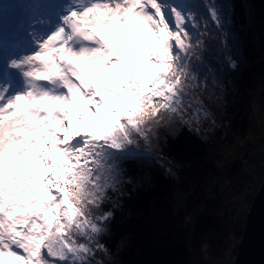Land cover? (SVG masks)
Listing matches in <instances>:
<instances>
[{
	"label": "snow or ice",
	"instance_id": "1",
	"mask_svg": "<svg viewBox=\"0 0 264 264\" xmlns=\"http://www.w3.org/2000/svg\"><path fill=\"white\" fill-rule=\"evenodd\" d=\"M14 2L7 56L0 13V264H92L107 253L103 205L127 182L124 165L147 155L141 143L209 115L186 100L192 58L210 33L225 34L228 10L217 0H205L207 15L193 0ZM130 37L152 40L141 48ZM89 114L100 127L81 133ZM23 163L41 171L4 175Z\"/></svg>",
	"mask_w": 264,
	"mask_h": 264
},
{
	"label": "trees",
	"instance_id": "2",
	"mask_svg": "<svg viewBox=\"0 0 264 264\" xmlns=\"http://www.w3.org/2000/svg\"><path fill=\"white\" fill-rule=\"evenodd\" d=\"M217 2L224 4L231 22L223 36L216 32L205 38L199 60L192 58L197 80L186 100L198 99L200 108L218 123L202 129L176 119L158 130L148 145L152 153L124 165L127 182L109 192L111 200L103 207L113 217L100 237L107 254L116 257L115 264H214L205 262L202 253L207 247L210 261L219 256L212 250L228 231L219 208L222 200L231 199L242 173L251 172L252 197V189L264 179V174L258 181L254 176L257 167L264 169L260 162L264 149L256 153L262 154L256 165L241 161L264 142V0ZM193 3L197 12L207 15L205 0ZM218 163L223 167L220 171ZM223 170L229 175L228 183L219 191V181L211 182V175L219 178ZM191 184L193 191L188 188ZM208 184L214 192L210 199L202 187ZM176 188L192 192L184 209L177 212L172 209ZM191 211L199 219L188 234L183 228L190 219L184 220Z\"/></svg>",
	"mask_w": 264,
	"mask_h": 264
},
{
	"label": "rangeland",
	"instance_id": "3",
	"mask_svg": "<svg viewBox=\"0 0 264 264\" xmlns=\"http://www.w3.org/2000/svg\"><path fill=\"white\" fill-rule=\"evenodd\" d=\"M130 39H132V41H133V43H135V44H137V46H139V47H141V48H143V47H148L149 45H150V43H151V40H152V38L151 37H148V38H146V39H142V38H133V37H130ZM137 70H142L143 68H144V65L143 64H139V66L138 67H135ZM94 72H89V73H87V76H88V78H90V77H93L94 76ZM111 74H119V70H116L115 72H113V73H111ZM126 99H127V97H126ZM114 100H116L117 102L116 103H114V107H118L120 104H121V100H118V99H115L114 98ZM196 99H192L191 101H189L190 103H192V108H200V106H201V103H200V101H199V103H195L194 101H195ZM79 107V106H78ZM201 109H203V108H201ZM190 112H191V110H189V114H190ZM187 118V117H186ZM93 119H95V118H93L90 114H89V117H88V120L89 121H91V120H93ZM214 119H216V118H214ZM212 120V121H211ZM211 121V122H210ZM213 121H215L216 123H218V121H216V120H213V118L210 116V114L205 118V117H203V115L201 116V118H200V122H194V124H196V126L197 127H200V128H202V127H208V126H210V127H208V128H215L216 127V125H215V123L213 122ZM99 122L100 121H97V123H98V127L96 128V129H94V130H91V131H89L88 129H86V128H84L85 127V125H78L77 127H78V130L81 132V133H89V132H94V131H97L98 129H99V127H100V124H99ZM101 123V122H100ZM203 129V128H202ZM262 137H264V134H263V136ZM234 141H236L237 142V139L236 138H234ZM142 144V143H141ZM264 149V142L258 147V148H255V149H253L250 153H249V155H250V157L248 156V157H246V159L245 160H241V159H239V161L241 160V161H243L244 163H246V164H248V165H250L251 167L252 166H254V165H256V163L258 162V159L260 158V156L262 155L261 153H258V154H256L259 150H263ZM139 151L141 152V151H143V152H149V153H152L151 152V150H150V147L149 146H145L144 145V149H139ZM252 154H255V155H253V156H251ZM262 164H264V157H263V159H261V161H260ZM217 167H218V170L220 171V170H222L223 169V167L220 165V163H218L217 164ZM246 167V165L243 167V169ZM253 169V168H252ZM39 171H41V169L40 168H35V167H31V166H26V165H21V166H19L18 168H16V169H14V170H5V172H4V175L5 176H8V175H12V174H20V175H34V174H37ZM222 173V175H221V177H214V175H211V177H213L212 179H211V182H217L218 183V181H219V186H218V189H219V191L220 190H222V188H225L226 187V185H227V183H228V177H229V175L227 174V171H222L221 172ZM242 172H240V174H241ZM255 177H256V180L258 181L259 180V178H260V175H263L264 174V169H262V167L261 166H259V167H257L256 169H255ZM244 174L242 173L241 175H240V179H241V176H243ZM180 176V175H179ZM239 177V176H238ZM196 178V177H195ZM198 178H199V176H198ZM214 178H215V180H214ZM182 179V178H181ZM238 179V178H237ZM240 182V181H239ZM214 183V184H215ZM259 186V185H258ZM257 186V187H258ZM203 188H204V194H205V196H206V198H208V199H210V198H213L214 197V192H213V188H212V185L211 184H208L207 186L206 185H204V186H202ZM257 187L255 188H253L252 189V192L254 191V194L256 193V191H257ZM188 188H189V190H191V191H193L194 189H195V185H190V186H188ZM191 191H188V192H183V191H181V189L180 188H176L175 190H174V192H173V201H172V209H173V211H175V212H177V211H179V210H183L184 209V207H185V205H186V202L192 197V192ZM252 200H253V197L251 198ZM223 202L222 203H224V204H227L228 202H229V200L228 199H223L222 200ZM252 203V202H251ZM251 203H250V205H251ZM233 210H237L240 214L242 213V210H239V208L237 207V206H234L233 208H232ZM200 211V210H199ZM192 212L193 211H191V214H192ZM247 212H248V209H247ZM247 212H246V214H247ZM198 216L197 215H193V216H191L190 217V222H189V224H187L183 229H184V232H186V233H188V234H191L192 233V231H193V229H194V227H195V224H196V222L198 221ZM201 220V219H200ZM78 239H82V238H78ZM204 251H203V253H202V259L203 260H207L206 258H208L207 257V255H209V250H208V248L207 247H204V249H203ZM217 257H215V259H216ZM92 259V261L93 262H95V260H101L102 262H103V264H115V261H117V259H116V257H114V256H109L107 253H103V252H99V256L97 257L96 256V254L94 255V257H92L91 258ZM215 259H214V261H215ZM234 259V258H233ZM233 259H232V261H233ZM214 261H210L209 260V263L210 262H212V263H214ZM232 261L231 262H229V264H231L232 263Z\"/></svg>",
	"mask_w": 264,
	"mask_h": 264
},
{
	"label": "built area",
	"instance_id": "4",
	"mask_svg": "<svg viewBox=\"0 0 264 264\" xmlns=\"http://www.w3.org/2000/svg\"><path fill=\"white\" fill-rule=\"evenodd\" d=\"M251 172L245 173L241 179H239V184L234 191L231 199L227 204L221 202L219 208L220 211L226 216V227L228 229L227 233L221 237V239L217 242L214 249L212 250L214 254L216 253L217 258L214 264H229L235 256L237 246L242 237V230L245 223L246 212L250 207V203L252 202V196H250L249 191L253 186ZM237 206L239 210H242L240 214L237 210H233L232 208ZM197 215L196 212H191L185 216V222H187L191 216ZM210 254L207 255L208 262L210 259Z\"/></svg>",
	"mask_w": 264,
	"mask_h": 264
},
{
	"label": "water",
	"instance_id": "5",
	"mask_svg": "<svg viewBox=\"0 0 264 264\" xmlns=\"http://www.w3.org/2000/svg\"><path fill=\"white\" fill-rule=\"evenodd\" d=\"M231 264H264V179L253 196Z\"/></svg>",
	"mask_w": 264,
	"mask_h": 264
},
{
	"label": "bare ground",
	"instance_id": "6",
	"mask_svg": "<svg viewBox=\"0 0 264 264\" xmlns=\"http://www.w3.org/2000/svg\"><path fill=\"white\" fill-rule=\"evenodd\" d=\"M138 66H139V64L135 65V67H138ZM116 102L117 101L114 100V103H116ZM97 121H99V120L93 119V120L89 121V123L84 128L87 127L86 129H88L89 131L96 129L98 127ZM99 124H100V122H99ZM245 221H246V218H245Z\"/></svg>",
	"mask_w": 264,
	"mask_h": 264
}]
</instances>
